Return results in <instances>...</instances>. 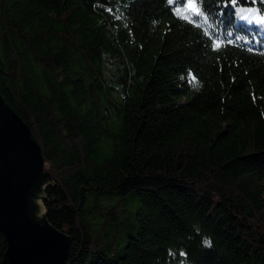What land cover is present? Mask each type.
<instances>
[{
    "label": "trees",
    "instance_id": "16d2710c",
    "mask_svg": "<svg viewBox=\"0 0 264 264\" xmlns=\"http://www.w3.org/2000/svg\"><path fill=\"white\" fill-rule=\"evenodd\" d=\"M0 94L65 264H264V0H0Z\"/></svg>",
    "mask_w": 264,
    "mask_h": 264
},
{
    "label": "water",
    "instance_id": "95a60500",
    "mask_svg": "<svg viewBox=\"0 0 264 264\" xmlns=\"http://www.w3.org/2000/svg\"><path fill=\"white\" fill-rule=\"evenodd\" d=\"M30 127L0 94V234L2 264H65L71 239L44 216L43 187L50 179Z\"/></svg>",
    "mask_w": 264,
    "mask_h": 264
},
{
    "label": "rangeland",
    "instance_id": "374dc122",
    "mask_svg": "<svg viewBox=\"0 0 264 264\" xmlns=\"http://www.w3.org/2000/svg\"><path fill=\"white\" fill-rule=\"evenodd\" d=\"M115 202H118L120 199L119 198H114ZM124 205H125V208L128 207L129 208V212L130 214L127 216V222L128 224H125L121 227L120 231H121V238L123 237L124 238V242H126V234L129 230H131V226H129L132 222H133V218L135 217V214H136V211L137 209L139 208V203L138 201L134 198V197H129L127 200H125L124 202ZM98 231H99V228L96 227V231L93 233L94 235V238L96 239V237L98 236ZM110 235L109 234L108 236H106L104 239L105 240H108V238H110ZM122 242V241H121Z\"/></svg>",
    "mask_w": 264,
    "mask_h": 264
},
{
    "label": "snow or ice",
    "instance_id": "6c2138e0",
    "mask_svg": "<svg viewBox=\"0 0 264 264\" xmlns=\"http://www.w3.org/2000/svg\"><path fill=\"white\" fill-rule=\"evenodd\" d=\"M191 7V9L193 10V11H195L197 14H199V8L196 6V5H191L190 6ZM207 18L205 17V20H206ZM216 48H219L220 47V44H219V42H217V43H215V45H214ZM192 82H195V77H192ZM205 245H207V246H210L211 245V241H208V240H206L205 242Z\"/></svg>",
    "mask_w": 264,
    "mask_h": 264
},
{
    "label": "clouds",
    "instance_id": "9594fccd",
    "mask_svg": "<svg viewBox=\"0 0 264 264\" xmlns=\"http://www.w3.org/2000/svg\"><path fill=\"white\" fill-rule=\"evenodd\" d=\"M208 241H210V240H208ZM207 246V245H206ZM208 247H211V245L210 246H208Z\"/></svg>",
    "mask_w": 264,
    "mask_h": 264
}]
</instances>
